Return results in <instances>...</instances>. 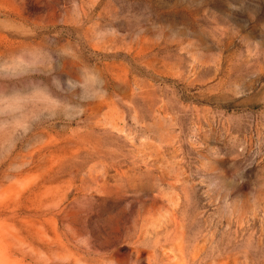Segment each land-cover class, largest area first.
I'll return each mask as SVG.
<instances>
[{
    "label": "rangeland",
    "instance_id": "rangeland-1",
    "mask_svg": "<svg viewBox=\"0 0 264 264\" xmlns=\"http://www.w3.org/2000/svg\"><path fill=\"white\" fill-rule=\"evenodd\" d=\"M0 264H264V0H0Z\"/></svg>",
    "mask_w": 264,
    "mask_h": 264
}]
</instances>
